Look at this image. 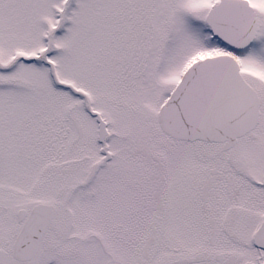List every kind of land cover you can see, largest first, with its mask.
<instances>
[{"label": "snow or ice", "instance_id": "snow-or-ice-1", "mask_svg": "<svg viewBox=\"0 0 264 264\" xmlns=\"http://www.w3.org/2000/svg\"><path fill=\"white\" fill-rule=\"evenodd\" d=\"M0 264H264V0H0Z\"/></svg>", "mask_w": 264, "mask_h": 264}]
</instances>
